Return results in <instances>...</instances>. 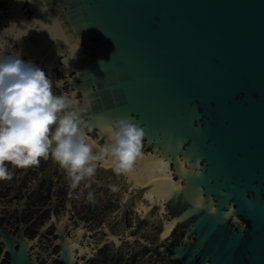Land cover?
I'll return each instance as SVG.
<instances>
[{
	"label": "water",
	"instance_id": "95a60500",
	"mask_svg": "<svg viewBox=\"0 0 264 264\" xmlns=\"http://www.w3.org/2000/svg\"><path fill=\"white\" fill-rule=\"evenodd\" d=\"M0 55L91 101L94 155L117 117L145 131L130 171L82 178L86 207L52 197L30 237L0 220V264H264V0H0Z\"/></svg>",
	"mask_w": 264,
	"mask_h": 264
},
{
	"label": "clouds",
	"instance_id": "9594fccd",
	"mask_svg": "<svg viewBox=\"0 0 264 264\" xmlns=\"http://www.w3.org/2000/svg\"><path fill=\"white\" fill-rule=\"evenodd\" d=\"M72 104L66 95L54 94L53 81L42 69L19 56L0 55V180L12 179L7 164L15 168L38 166L41 158L49 156L74 183L92 176L96 161L104 156L111 157L116 173L131 170L141 153L144 129L134 118L117 117L109 136L111 143L100 150L99 156L94 155V142L80 128V113L91 107V101L78 110H70ZM191 173L203 176L198 160ZM197 191L203 192V188ZM194 206L203 207L200 197ZM216 211L215 206L209 209L210 214ZM231 215L229 208L224 218Z\"/></svg>",
	"mask_w": 264,
	"mask_h": 264
},
{
	"label": "flooded vegetation",
	"instance_id": "af4514ba",
	"mask_svg": "<svg viewBox=\"0 0 264 264\" xmlns=\"http://www.w3.org/2000/svg\"><path fill=\"white\" fill-rule=\"evenodd\" d=\"M44 161L49 167L46 168V179L42 181L37 180L39 173L38 170L33 169V166L21 168L25 171L24 176L21 173L14 177L13 181L12 179L0 181V220L16 230L21 216L24 233L28 237L36 234L39 223L50 217L44 208L52 207V197L56 200L58 211L66 209L67 205H73L74 209L86 207L84 202L76 197L83 179L74 183L51 156ZM8 170L10 173L13 172L11 167H8ZM28 181H31V185H26ZM15 195L18 197L14 199ZM80 198L86 200L81 194Z\"/></svg>",
	"mask_w": 264,
	"mask_h": 264
}]
</instances>
